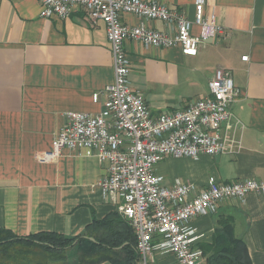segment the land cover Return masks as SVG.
<instances>
[{
    "label": "crops",
    "instance_id": "obj_1",
    "mask_svg": "<svg viewBox=\"0 0 264 264\" xmlns=\"http://www.w3.org/2000/svg\"><path fill=\"white\" fill-rule=\"evenodd\" d=\"M155 1L182 11L199 34L193 24L195 0ZM203 8L222 33L204 40L195 56L126 40L129 82L150 114L158 116L209 94L215 70H229L239 89L230 105L232 123L240 124L233 129L235 150L196 159L167 157L155 172L166 183L178 179L199 188L210 176L223 183H264V0H205ZM40 12L38 0H0V228L18 236H83L93 220L119 215V200L98 185L107 163L67 149L49 163L38 162L36 155L50 148L68 112L101 110L104 90L113 80L112 56L102 21L91 24L77 7L65 18H44ZM121 20L169 30L162 21L131 14ZM224 218L244 241L252 264H264V194L224 200L214 213L193 218L197 247L212 243ZM154 262L176 264L172 254L159 252Z\"/></svg>",
    "mask_w": 264,
    "mask_h": 264
},
{
    "label": "built area",
    "instance_id": "obj_2",
    "mask_svg": "<svg viewBox=\"0 0 264 264\" xmlns=\"http://www.w3.org/2000/svg\"><path fill=\"white\" fill-rule=\"evenodd\" d=\"M38 1L44 18H65L77 7L91 24L99 20L105 24L113 80L104 90L101 110L96 114L68 112L50 148L38 153L36 160L52 162L67 149L107 163L98 185L113 201L119 200L118 213L135 235L136 264H155V252L172 254L176 264H205L190 221L214 213L224 200L264 194V183L254 179L223 183L212 176L201 188L178 179L166 183L155 166L167 157L196 159L234 152L233 129L239 123H232L230 105L239 89L229 70L217 68L208 82L209 94L152 116L144 98L130 86V63L124 50V42L131 40L153 48L176 47L184 55L195 56L204 40L222 33L214 15H204L205 0H195L197 35L182 11L155 0ZM122 14L162 21L169 30H157L144 22L124 23ZM99 95L94 93L92 100L97 102Z\"/></svg>",
    "mask_w": 264,
    "mask_h": 264
},
{
    "label": "trees",
    "instance_id": "obj_3",
    "mask_svg": "<svg viewBox=\"0 0 264 264\" xmlns=\"http://www.w3.org/2000/svg\"><path fill=\"white\" fill-rule=\"evenodd\" d=\"M91 237L93 240H90ZM205 264H252L230 219L217 224L213 241L201 247ZM135 235L118 214L93 220L83 236L38 232L18 236L0 228V264H136Z\"/></svg>",
    "mask_w": 264,
    "mask_h": 264
}]
</instances>
